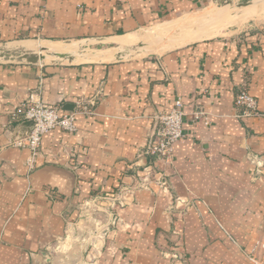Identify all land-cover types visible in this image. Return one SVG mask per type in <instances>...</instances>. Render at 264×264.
Returning <instances> with one entry per match:
<instances>
[{"label": "crops", "instance_id": "crops-1", "mask_svg": "<svg viewBox=\"0 0 264 264\" xmlns=\"http://www.w3.org/2000/svg\"><path fill=\"white\" fill-rule=\"evenodd\" d=\"M211 1L0 0V44H100L71 61H0V264H264V25L129 49ZM242 88L257 115L239 116ZM32 90L75 111L76 132L44 134L30 168L12 141ZM177 98L185 137L164 160L149 151L154 116Z\"/></svg>", "mask_w": 264, "mask_h": 264}, {"label": "built area", "instance_id": "built-area-1", "mask_svg": "<svg viewBox=\"0 0 264 264\" xmlns=\"http://www.w3.org/2000/svg\"><path fill=\"white\" fill-rule=\"evenodd\" d=\"M234 105L241 117H252L258 114L257 101L246 88H242L235 95ZM82 111L86 112L84 109ZM75 113L72 111L59 114L55 106L46 104L39 97L38 90L30 91L24 106L23 121L32 122V126L12 141V145L30 150L28 158L30 168H33V161L39 152L41 138L44 134L56 127L70 133L76 132ZM184 114L182 99L177 98L168 111L154 116L155 130L149 149L153 155L160 159L171 160L172 146L185 137L182 131ZM199 115H202L201 112L195 113L196 117ZM159 185L165 189L166 181H160ZM142 186L145 185L142 184ZM99 201L93 199V206H98Z\"/></svg>", "mask_w": 264, "mask_h": 264}, {"label": "rangeland", "instance_id": "rangeland-1", "mask_svg": "<svg viewBox=\"0 0 264 264\" xmlns=\"http://www.w3.org/2000/svg\"><path fill=\"white\" fill-rule=\"evenodd\" d=\"M246 2H247V5L242 6V3H246ZM246 7L248 8L249 11L253 12V15H254L253 17L245 19L244 17H239L238 14L234 13V11L237 10L238 8L240 11V10L245 9ZM194 17L197 21L194 19ZM230 17L233 19V21L232 22L227 21L225 24L220 25L221 30L216 32L215 35L212 34L211 37L227 36L229 34H240V33H243L251 29L252 27H258V26L264 25V0H230L229 4H226V3L224 4L222 3V1H211L209 4L205 5L204 7L194 12L181 14L175 18L156 22L146 28H143L135 32L132 36L133 38L136 39V41H133V42L135 43L137 42L141 44L143 48L142 52H145V53L162 52L172 47L184 44L185 42L180 43L179 41L185 39L182 37H184V35L188 33L190 29H192L191 32H194V33H196V31L198 32L202 30L212 31L214 27H216V25L218 24L216 23L218 20L223 22L224 18H230ZM234 18H237V20L235 21ZM184 19H186L187 21L188 19L190 21L195 20L194 22H198V19H199L204 22L201 28L192 26L193 28H189V29L186 28V29L181 30L179 28L177 29L176 27H173L170 30H166V32H163L162 36H157V32H155V30L157 28H160V25H162L163 23H166L167 21L176 22V21L184 20ZM197 28L198 30H196ZM207 38H210V37H207ZM190 41L191 40H189L188 42ZM62 44L63 45H67V44L74 45L75 47L73 49L74 51H82L84 53H90L91 51H94L100 47V44L90 45V44H86V42H62ZM68 51H71V50H68ZM98 207L100 206L98 205ZM93 208L96 209L97 206H94ZM97 211L100 212V214L98 215V218L99 220L101 219L102 221V217H104L102 215H104V213L102 210L101 211L96 210V212Z\"/></svg>", "mask_w": 264, "mask_h": 264}, {"label": "water", "instance_id": "water-1", "mask_svg": "<svg viewBox=\"0 0 264 264\" xmlns=\"http://www.w3.org/2000/svg\"><path fill=\"white\" fill-rule=\"evenodd\" d=\"M214 1H222V3L224 4L230 3V0H214ZM243 5H247V2L242 3V6ZM140 46L141 44L137 43L135 45L130 46L129 49L135 50ZM74 53H75L74 51L55 52V51H51L49 48L45 46H40L37 50H34V49H26L22 46H17L13 43L0 44V61H4V62H25L30 64H37L42 62L46 58V56H55L61 59H67L68 61H71ZM123 53H126V51ZM123 53H120L119 55H117V57ZM70 107L72 106L70 105ZM25 125L30 128L32 126V122L25 121Z\"/></svg>", "mask_w": 264, "mask_h": 264}, {"label": "bare ground", "instance_id": "bare-ground-1", "mask_svg": "<svg viewBox=\"0 0 264 264\" xmlns=\"http://www.w3.org/2000/svg\"><path fill=\"white\" fill-rule=\"evenodd\" d=\"M234 13H236V14H238V16L239 17H244L245 19H247V18H251V17H253L254 15H253V12L252 11H249L248 10V8L246 7L245 9H243V10H240L239 11V8L237 9V10H235L234 11ZM192 18V17H191ZM190 18V19H191ZM187 19V18H186ZM186 19H184V20H179V21H176V22H172V23H164V24H162V25H160V28H157L156 30H155V32H157V36H162L163 35V32H166V30H170L171 28H173V27H176L177 29L179 28V29H181V30H183V29H186V28H193L192 26H194V27H200L201 28V26H202V24H203V22L204 21H201V20H199L198 19V22H194L196 19H195V17H194V21L192 20V21H190L189 19H188V21L186 20ZM212 20V19H211ZM234 20L236 21L237 20V18H234ZM197 21V20H196ZM199 21H201V22H199ZM216 21H217V19H216ZM227 21H229V22H232L233 21V19L230 17V18H224V21L222 22V21H217L216 23H218L217 25H216V27H214V29L211 31H196V33H194V32H191V30L192 29H190L189 30V32L188 33H186L185 35H184V37H182V38H185L184 40H181V41H179L180 43L181 42H188L189 40H199V39H203V38H207V37H211L212 36V34H214L215 35V33L216 32H218L219 30H221L220 28H221V26L220 25H223V24H225ZM207 23V22H206ZM205 23V24H206ZM212 23V22H211ZM214 24V23H213ZM209 25V24H208ZM204 26V25H203ZM212 28V27H211ZM196 30H198V28L196 29ZM200 30V29H199ZM195 31V30H194ZM182 33H183V31H182ZM218 34V33H217ZM195 38H197V39H195ZM181 45H183V44H181ZM45 47H47V48H49L50 50H55V49H58L57 47H55L54 45H50V46H45Z\"/></svg>", "mask_w": 264, "mask_h": 264}]
</instances>
